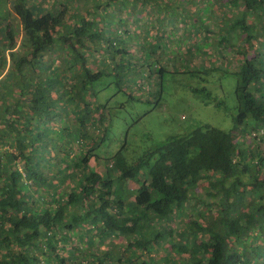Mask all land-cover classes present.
I'll return each instance as SVG.
<instances>
[{
    "label": "trees",
    "instance_id": "1",
    "mask_svg": "<svg viewBox=\"0 0 264 264\" xmlns=\"http://www.w3.org/2000/svg\"><path fill=\"white\" fill-rule=\"evenodd\" d=\"M0 5V264H264V0ZM179 26L177 51L239 55L222 74L232 108L190 88L232 109L230 127L107 153L114 94L102 91L133 97L140 59L160 58Z\"/></svg>",
    "mask_w": 264,
    "mask_h": 264
},
{
    "label": "rangeland",
    "instance_id": "2",
    "mask_svg": "<svg viewBox=\"0 0 264 264\" xmlns=\"http://www.w3.org/2000/svg\"><path fill=\"white\" fill-rule=\"evenodd\" d=\"M179 28L183 31L176 30L173 35L170 33L160 44L162 48L156 51L160 58L155 59L156 61L147 57L140 59L139 72L130 78L133 97L129 98L118 92L112 82L102 91L101 96L114 94L108 109L114 115V128L104 147L107 153L124 143V155L137 156L167 136L188 132L201 123H209L222 129L230 127L232 109L225 111L214 103H205L202 95L192 92L190 88L206 86L217 96V100H226L225 105L232 108L235 78L222 74L223 69L229 71L238 66L239 55L235 52H223L222 58L221 53H218L211 59L215 63L211 64L212 61L203 56L202 47L201 53L199 49L189 50L190 48L183 47L177 51L176 38L189 40L190 31L184 26ZM146 40L149 41L148 36L144 38ZM181 45L185 46L183 42ZM202 61L207 67L200 64ZM214 65L220 69L210 72ZM104 165L101 160L97 166L94 157L89 161L90 168H102ZM204 182H199V186ZM134 186V181L127 183V189H132V192L135 190Z\"/></svg>",
    "mask_w": 264,
    "mask_h": 264
}]
</instances>
